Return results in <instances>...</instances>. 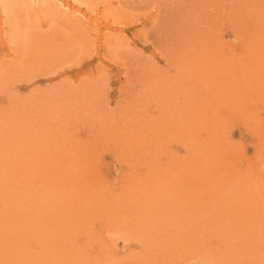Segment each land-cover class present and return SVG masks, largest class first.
Masks as SVG:
<instances>
[{
	"label": "rangeland",
	"instance_id": "374dc122",
	"mask_svg": "<svg viewBox=\"0 0 264 264\" xmlns=\"http://www.w3.org/2000/svg\"><path fill=\"white\" fill-rule=\"evenodd\" d=\"M0 264H264V0H0Z\"/></svg>",
	"mask_w": 264,
	"mask_h": 264
}]
</instances>
